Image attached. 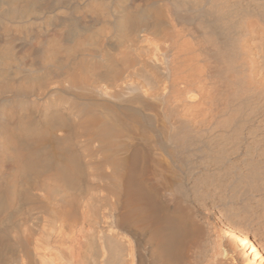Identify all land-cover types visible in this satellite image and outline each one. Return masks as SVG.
Instances as JSON below:
<instances>
[{
	"label": "bare ground",
	"instance_id": "obj_1",
	"mask_svg": "<svg viewBox=\"0 0 264 264\" xmlns=\"http://www.w3.org/2000/svg\"><path fill=\"white\" fill-rule=\"evenodd\" d=\"M0 264H264V0H0Z\"/></svg>",
	"mask_w": 264,
	"mask_h": 264
}]
</instances>
